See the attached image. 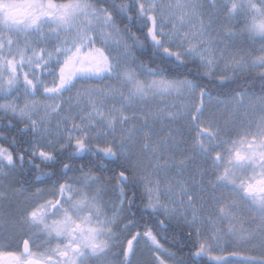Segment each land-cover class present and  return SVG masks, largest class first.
Returning <instances> with one entry per match:
<instances>
[{
    "label": "snow or ice",
    "instance_id": "6c2138e0",
    "mask_svg": "<svg viewBox=\"0 0 264 264\" xmlns=\"http://www.w3.org/2000/svg\"><path fill=\"white\" fill-rule=\"evenodd\" d=\"M0 264H264V0H0Z\"/></svg>",
    "mask_w": 264,
    "mask_h": 264
},
{
    "label": "rangeland",
    "instance_id": "374dc122",
    "mask_svg": "<svg viewBox=\"0 0 264 264\" xmlns=\"http://www.w3.org/2000/svg\"><path fill=\"white\" fill-rule=\"evenodd\" d=\"M214 103V102H213ZM3 207H7V205H4Z\"/></svg>",
    "mask_w": 264,
    "mask_h": 264
},
{
    "label": "trees",
    "instance_id": "16d2710c",
    "mask_svg": "<svg viewBox=\"0 0 264 264\" xmlns=\"http://www.w3.org/2000/svg\"><path fill=\"white\" fill-rule=\"evenodd\" d=\"M221 99H223V97H220Z\"/></svg>",
    "mask_w": 264,
    "mask_h": 264
}]
</instances>
